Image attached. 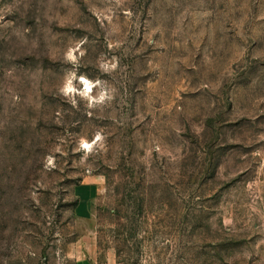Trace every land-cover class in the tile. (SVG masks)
I'll return each instance as SVG.
<instances>
[{"label":"rangeland","instance_id":"1","mask_svg":"<svg viewBox=\"0 0 264 264\" xmlns=\"http://www.w3.org/2000/svg\"><path fill=\"white\" fill-rule=\"evenodd\" d=\"M80 255L264 264V0H0V264Z\"/></svg>","mask_w":264,"mask_h":264},{"label":"crops","instance_id":"2","mask_svg":"<svg viewBox=\"0 0 264 264\" xmlns=\"http://www.w3.org/2000/svg\"><path fill=\"white\" fill-rule=\"evenodd\" d=\"M72 264H93V263L85 255H80V256H77L73 259Z\"/></svg>","mask_w":264,"mask_h":264},{"label":"clouds","instance_id":"3","mask_svg":"<svg viewBox=\"0 0 264 264\" xmlns=\"http://www.w3.org/2000/svg\"><path fill=\"white\" fill-rule=\"evenodd\" d=\"M81 79H83V77H82ZM85 86H86V88L88 89V91L91 90V89H90V86L88 85V82H87L86 80H85ZM68 91H74V89L69 88Z\"/></svg>","mask_w":264,"mask_h":264}]
</instances>
